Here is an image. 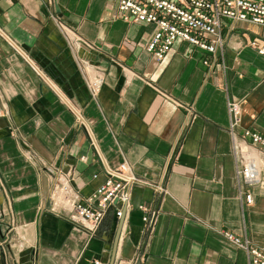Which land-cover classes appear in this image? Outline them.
<instances>
[{
    "label": "crops",
    "instance_id": "crops-1",
    "mask_svg": "<svg viewBox=\"0 0 264 264\" xmlns=\"http://www.w3.org/2000/svg\"><path fill=\"white\" fill-rule=\"evenodd\" d=\"M118 3L0 0V264H250L222 231L264 247V153L249 149L261 182L240 185L228 101L237 133L264 134V26L224 19L222 50L178 40L157 61L155 26ZM122 163L146 181L123 217L110 207L93 234L51 212L60 175L86 197Z\"/></svg>",
    "mask_w": 264,
    "mask_h": 264
},
{
    "label": "built area",
    "instance_id": "built-area-1",
    "mask_svg": "<svg viewBox=\"0 0 264 264\" xmlns=\"http://www.w3.org/2000/svg\"><path fill=\"white\" fill-rule=\"evenodd\" d=\"M118 13L125 20L155 26L146 51L157 61L165 58L178 40L186 41L210 53L222 50L224 19L264 26V0H119ZM66 34L68 37L71 35L68 32ZM80 46L87 50L96 48L86 40H83ZM259 52L264 53V48H260ZM102 78L98 74L86 75V83L93 97L101 91ZM228 113L234 152L238 159L239 184L260 183V166L249 149L253 147L264 153V134L251 129H245L241 133L235 131L241 115V105L238 101H228ZM145 183L146 181L137 177L129 164L122 163L117 168L108 169L104 182L90 195L81 197L72 190L70 178L60 175L50 193V210L94 234L107 210L114 207L116 216L122 217L124 209L128 207L132 188ZM156 188L160 192L165 191L161 184L156 185ZM240 196H243L247 203L254 200L251 192L240 190ZM139 208L143 211L144 223L152 228L155 211L146 204H141ZM222 234L247 253L250 264H264V247L252 245L246 236L236 235L229 230H223ZM91 264L104 263L96 258Z\"/></svg>",
    "mask_w": 264,
    "mask_h": 264
},
{
    "label": "water",
    "instance_id": "water-1",
    "mask_svg": "<svg viewBox=\"0 0 264 264\" xmlns=\"http://www.w3.org/2000/svg\"><path fill=\"white\" fill-rule=\"evenodd\" d=\"M124 215H125V209H124L123 216H124ZM123 216H122V217H123ZM120 231H121V228L119 229V232H118V234H117V239L119 238ZM112 264H113V262H112Z\"/></svg>",
    "mask_w": 264,
    "mask_h": 264
}]
</instances>
